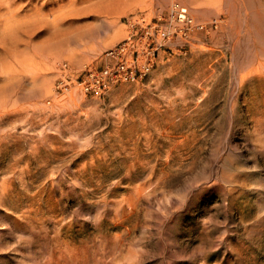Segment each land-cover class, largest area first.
<instances>
[{
    "label": "rangeland",
    "instance_id": "obj_1",
    "mask_svg": "<svg viewBox=\"0 0 264 264\" xmlns=\"http://www.w3.org/2000/svg\"><path fill=\"white\" fill-rule=\"evenodd\" d=\"M73 1L0 55V264H264V0ZM137 14L171 32L144 79L58 85Z\"/></svg>",
    "mask_w": 264,
    "mask_h": 264
},
{
    "label": "built area",
    "instance_id": "obj_2",
    "mask_svg": "<svg viewBox=\"0 0 264 264\" xmlns=\"http://www.w3.org/2000/svg\"><path fill=\"white\" fill-rule=\"evenodd\" d=\"M186 8L178 2L172 4L169 20L173 24V33L186 35L203 27L186 12ZM129 26L130 34L103 52L100 65H87L76 72L74 78L64 75L58 85L67 88L74 82L83 93L100 96L117 85L144 79L153 68L155 54L169 41L171 32H165L161 19L152 21L145 14L132 16Z\"/></svg>",
    "mask_w": 264,
    "mask_h": 264
},
{
    "label": "bare ground",
    "instance_id": "obj_3",
    "mask_svg": "<svg viewBox=\"0 0 264 264\" xmlns=\"http://www.w3.org/2000/svg\"><path fill=\"white\" fill-rule=\"evenodd\" d=\"M37 1L38 2L36 5L32 6L25 14L20 16V13H18V9L20 7V2L18 0H0V55L7 52V51L13 50L16 54V57H17L16 60H18L19 57L22 55L21 51L18 50L19 44H20L19 42H22L24 44H28L27 40L29 39V32H30V29L32 27L39 25L40 23H44L46 25V27H48V26H51L52 28L60 27L62 24H64L66 22V20H67V18H69V16H71V15L74 16L76 14H80V12H81V14H83L84 11L86 12V8H87V6H79L73 0H67V1L55 0V1H51L49 4H51V5L57 4V6L55 8H52L51 10L49 9L50 12L44 11L45 13H43L42 7L44 5H46V3L41 1V0H37ZM89 1H92V0H87L84 2H89ZM100 1H103V0H100ZM137 1H142V0H137ZM25 2L27 4H30L32 2V0H25ZM107 3H109V2H107ZM175 3H177V2H175ZM120 4H121V2H120ZM118 5H119V3H118ZM239 6H241V5H239ZM255 9H256V7H255ZM150 10H152V9H150ZM186 12H189V14H190L189 8H186ZM49 16H51V19H48ZM241 28H242V26H241ZM241 28H239V29H241ZM110 32H111L110 37H116L117 35H120L119 29L115 26L112 28V30ZM23 37H25V38L23 39ZM9 44H11V45L13 44L14 49L11 48L12 46H9ZM6 70H8V69L6 68ZM20 74H21V72L17 73V75H20ZM10 75H11V70L6 71L5 79H7ZM8 84H10V83H8ZM2 88H3V86H2ZM5 88H6V86L4 87V89ZM1 90L3 91V89H1ZM4 91H6V90H4Z\"/></svg>",
    "mask_w": 264,
    "mask_h": 264
}]
</instances>
